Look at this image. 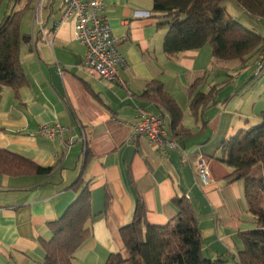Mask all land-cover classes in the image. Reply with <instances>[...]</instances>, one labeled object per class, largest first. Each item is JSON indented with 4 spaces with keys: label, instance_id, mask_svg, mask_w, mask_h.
<instances>
[{
    "label": "crops",
    "instance_id": "obj_1",
    "mask_svg": "<svg viewBox=\"0 0 264 264\" xmlns=\"http://www.w3.org/2000/svg\"><path fill=\"white\" fill-rule=\"evenodd\" d=\"M63 1L35 0L22 27L28 38L21 50L26 85L18 97L10 87L1 94L0 149L56 170L47 178L0 175V264H44L53 224L86 187L94 218L76 264H87L79 256L82 248L88 249L90 264H105L111 254L125 252L120 230L132 223L139 198L149 224L160 227L177 218L174 199L185 198L197 212L210 259L236 255L242 249L238 234L253 229L254 218L243 182L228 184L232 170L218 158L223 142L259 124L264 112L234 93L244 80L236 74L237 64L217 63L211 46L168 56V29L163 16L153 12V0H101L127 62L120 73L125 86L108 83L82 66L85 48L75 39L73 20L53 33ZM26 4L0 0V20ZM203 79L198 91L205 93L229 82L218 96L224 103L207 112L205 129L189 100V89ZM153 81L163 83L183 112V129L190 131L177 137L179 147L167 154L145 137L133 139L139 109L161 113L142 97ZM56 124L67 130L54 140L40 134L42 126ZM167 130L171 135L168 117ZM201 161L208 183L199 173Z\"/></svg>",
    "mask_w": 264,
    "mask_h": 264
},
{
    "label": "trees",
    "instance_id": "obj_2",
    "mask_svg": "<svg viewBox=\"0 0 264 264\" xmlns=\"http://www.w3.org/2000/svg\"><path fill=\"white\" fill-rule=\"evenodd\" d=\"M21 1L11 0L15 4ZM233 1L251 17L264 21V0ZM34 2L27 0L21 11L13 9L0 20V103L5 87L12 88L18 97L19 90L26 85L21 50L28 38L22 27ZM153 2V12L163 16L162 26L168 29L164 40L168 56L211 46L217 63L238 62L245 66L255 56L258 62L264 51V37L230 17L224 6L226 0ZM204 84V79L198 80L189 89V100L192 114L197 119L201 116L205 129L207 112L224 103L218 96L229 82L223 88H220L222 84L214 85L207 93L198 91ZM142 97L155 103L160 115L170 119L173 139L190 132L183 129V112L165 91L163 83L153 81ZM260 118L258 125L239 130L224 141L218 158L232 170L228 184L243 182L248 212L254 218V228L238 234L242 249L236 255L226 253L216 259L204 257L205 242L199 217L185 198L174 199L178 216L161 227L149 224L145 206L139 198L132 223L120 230L125 252L111 254L106 264H264V112ZM55 170V167L43 168L21 155L0 149L1 176L47 178ZM80 182L82 177L78 184ZM93 218L91 194L86 187L53 224V238L44 243V264H76V255L89 238Z\"/></svg>",
    "mask_w": 264,
    "mask_h": 264
},
{
    "label": "built area",
    "instance_id": "obj_3",
    "mask_svg": "<svg viewBox=\"0 0 264 264\" xmlns=\"http://www.w3.org/2000/svg\"><path fill=\"white\" fill-rule=\"evenodd\" d=\"M106 5L101 0H64L61 19L55 24L56 33L62 24L74 21L75 39L84 46V68L95 71L108 83L125 86L120 73L127 66L120 52L119 40L113 34L105 15ZM258 72L264 69V51L258 57ZM133 139L145 137L161 154L179 147L167 130V118L155 115L145 109H139L137 120L133 123ZM67 128L59 125H44L40 134L50 140L63 134ZM199 173L205 183L209 182V172L203 161L199 164Z\"/></svg>",
    "mask_w": 264,
    "mask_h": 264
},
{
    "label": "rangeland",
    "instance_id": "obj_4",
    "mask_svg": "<svg viewBox=\"0 0 264 264\" xmlns=\"http://www.w3.org/2000/svg\"><path fill=\"white\" fill-rule=\"evenodd\" d=\"M224 6L227 9L228 15L235 21L239 22L248 29L256 31L264 37V21H259L251 17L248 13L237 7L233 0H226ZM256 62L257 59H250L247 64V68H242L240 63L235 62V64H237V66L239 67L236 74H238L237 76H239L240 74L244 76V80L242 81L241 85L237 83L238 90H235L234 93H237V95L239 94V96H245L249 100L248 106L252 108V106L257 105L258 111H260L261 113L264 107V71L260 74L258 72V69H254V63ZM230 92L231 91L228 90L220 97L223 98ZM252 125L254 127L258 124L253 123ZM79 256L83 258L87 264H90V253L87 248H82ZM204 257L210 259L208 252H204Z\"/></svg>",
    "mask_w": 264,
    "mask_h": 264
}]
</instances>
